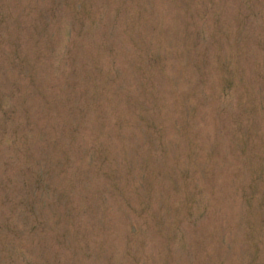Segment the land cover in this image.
<instances>
[{
	"label": "rangeland",
	"instance_id": "rangeland-1",
	"mask_svg": "<svg viewBox=\"0 0 264 264\" xmlns=\"http://www.w3.org/2000/svg\"><path fill=\"white\" fill-rule=\"evenodd\" d=\"M0 264H264V0H0Z\"/></svg>",
	"mask_w": 264,
	"mask_h": 264
}]
</instances>
